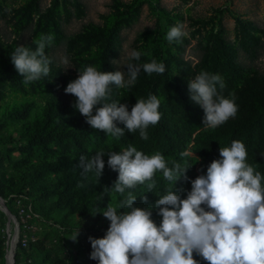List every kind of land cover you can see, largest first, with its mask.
Listing matches in <instances>:
<instances>
[{"label":"rangeland","instance_id":"374dc122","mask_svg":"<svg viewBox=\"0 0 264 264\" xmlns=\"http://www.w3.org/2000/svg\"><path fill=\"white\" fill-rule=\"evenodd\" d=\"M177 22L187 36L169 43L166 34ZM41 34L54 36L45 49L50 73L25 85L11 54L17 46L35 50ZM131 50L146 55L129 61ZM64 56L68 65L61 63ZM152 59L165 65L163 74L141 71L129 88L110 84L106 101L126 104L131 112L138 99L156 95L167 130L150 125L147 140L119 122L124 136L118 140L92 128L73 107L76 97L65 93L84 66L126 72L127 63ZM201 71L222 77L220 95L235 94L236 116L215 129L204 127V111L188 90ZM233 140L244 143L246 162L261 174L264 186V0H0V196L13 209L20 236L18 210L30 208L24 231L29 246L22 252L16 242L14 264H98L90 258L89 237H104L110 221L102 211L119 203L109 190L115 182L109 152L119 154L132 145L146 155L159 152L169 167L187 161L190 168L180 179L187 198L191 181L206 175L222 158L220 147ZM100 151L105 153L102 175L83 174L80 157L91 159ZM184 152L189 155L182 157ZM163 183V190L137 207L155 208L172 185L165 178ZM6 223L0 210V264H6Z\"/></svg>","mask_w":264,"mask_h":264},{"label":"clouds","instance_id":"9594fccd","mask_svg":"<svg viewBox=\"0 0 264 264\" xmlns=\"http://www.w3.org/2000/svg\"><path fill=\"white\" fill-rule=\"evenodd\" d=\"M187 36L185 25L177 22L166 34L169 43L180 42ZM54 36L41 34L35 41L36 48L17 46L11 54V63L25 85L40 80L50 73L51 59L46 56V47L51 46ZM138 50L127 53L129 61H139ZM68 65L66 56L61 58ZM115 63V62H114ZM126 72H103L95 66H84L78 77L65 88V93L76 97L73 107L92 128L105 132L118 140L124 130H139L142 140L148 139L147 128L155 126L161 119L158 111L160 100L156 95L138 99L131 112L126 104L108 100L109 85L118 88L134 86L141 71L149 75L163 74L165 65L152 59L137 64L129 62ZM127 74V79L125 78ZM225 87L219 74L201 71L188 83L190 98L204 111L205 128L215 129L234 118L238 107L235 94L224 97L218 93ZM183 156L189 155L184 152ZM219 160L207 168L206 175L191 181V191L181 199L173 190L155 203L162 220L157 226L151 208L134 207L137 197L128 191L119 203H109L102 215L110 226L103 238L89 237L92 252L90 258L98 264H198L196 253L208 264H264V186L262 176L247 161V150L243 142L233 140L230 147H220ZM105 153L97 152L91 159L80 157L79 167L83 174L94 172L101 176ZM108 167L118 172V178L110 191L124 196L126 189L147 183L149 192L155 186L157 172L170 183L186 178L190 168L172 162L169 167L159 152L146 155L129 145L120 153L107 154ZM205 205L208 210H205ZM127 209V211H119ZM151 209V210H150ZM79 231L73 241H76Z\"/></svg>","mask_w":264,"mask_h":264},{"label":"trees","instance_id":"16d2710c","mask_svg":"<svg viewBox=\"0 0 264 264\" xmlns=\"http://www.w3.org/2000/svg\"><path fill=\"white\" fill-rule=\"evenodd\" d=\"M104 35L105 36H107V35L109 36V30L105 31L104 32ZM175 84L178 86V89H181V86H180L179 83H175ZM160 115H161V119H164V114L163 113H160ZM161 119L156 124V126H157V128H160L162 131H166L167 129L163 125ZM42 133H43V131H39V133H37V135H36V138L42 136ZM112 173H113V177L115 178V181H116L117 178H118V172L112 171ZM159 173H161V172H159ZM153 179L155 180V186L151 190V192L148 191V189H147V187H146L145 184L144 185H137L134 189H126L124 196H121L120 194L117 193V195L119 196L118 202L120 200L124 199V197H126L128 191H132L133 194L137 197L136 201L134 202V207H137L138 206L137 205L138 202L142 201L143 199H145L147 197L150 198L153 195L155 196L154 191L157 193L158 192L157 190L161 191L164 188V183H163L164 182V177H163V174L161 173V175H157L156 174ZM181 184H182L181 180H179L178 182H176L175 186H174V183H172L170 189H168V190H173L176 194L180 195L181 199H185L184 194L182 192V185ZM164 194H166V192H164L163 195ZM202 207H205V205H202ZM7 208L9 210V212L13 214V209H11L10 207H7ZM149 208L152 209V217L151 218L157 224V226H159V224H160V222L162 220V217L157 214L158 209L152 208L150 206H149ZM117 210H118V212L119 211H127V209H120V208H118ZM89 224H90V221L87 220L86 222L83 223V227L85 229H87V227L89 226ZM2 241H3V237L0 235V243ZM17 249H19L22 252L24 250L23 248H21V246H20L19 243L17 244ZM193 258L198 262V264H208L207 261H205L202 257H200L199 255H197L196 253L193 254ZM15 263H16V261H15Z\"/></svg>","mask_w":264,"mask_h":264},{"label":"built area","instance_id":"2783aa9c","mask_svg":"<svg viewBox=\"0 0 264 264\" xmlns=\"http://www.w3.org/2000/svg\"><path fill=\"white\" fill-rule=\"evenodd\" d=\"M18 203H20V202H18ZM29 211H30V208H22V207L19 208V210H18V217H20V219H21V225H22V229H23V234H21V236L18 235V225H17L15 216L12 215L13 220H11V222H10L12 224L14 223L12 229L10 230V227H9V229H7V226H6L7 241H9L10 232L13 230V232H14L13 235L15 237H17L16 242L19 243L21 248H23V249H26L29 246V242H30V239L27 238V235L24 232L25 229L28 228L27 223H26V221H27L26 218L30 217V215L28 214ZM6 225H7V223H6ZM15 246H16V244H15Z\"/></svg>","mask_w":264,"mask_h":264},{"label":"bare ground","instance_id":"6f19581e","mask_svg":"<svg viewBox=\"0 0 264 264\" xmlns=\"http://www.w3.org/2000/svg\"><path fill=\"white\" fill-rule=\"evenodd\" d=\"M0 210L6 215V218L8 219L7 213L5 211V209L3 208V206L0 204ZM13 230L10 232V236H9V241H8V250H7V254H6V263L7 264H11V259H12V253H13V248H15V244H16V240L17 237H15L13 235Z\"/></svg>","mask_w":264,"mask_h":264},{"label":"water","instance_id":"95a60500","mask_svg":"<svg viewBox=\"0 0 264 264\" xmlns=\"http://www.w3.org/2000/svg\"><path fill=\"white\" fill-rule=\"evenodd\" d=\"M0 204L3 206V208L5 209L6 213H7V216H8V220H7V229H9L10 227V222L11 220H13L12 218V214L9 212L8 208L6 207L5 203H4V200L0 197ZM14 222V221H13ZM14 224V223H13ZM15 247V246H14ZM14 250V248H13ZM13 256H14V251L12 253V259H11V264H14V260H13ZM7 264V263H6Z\"/></svg>","mask_w":264,"mask_h":264}]
</instances>
